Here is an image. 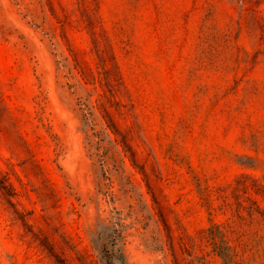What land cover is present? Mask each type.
I'll use <instances>...</instances> for the list:
<instances>
[{
	"label": "rangeland",
	"instance_id": "obj_1",
	"mask_svg": "<svg viewBox=\"0 0 264 264\" xmlns=\"http://www.w3.org/2000/svg\"><path fill=\"white\" fill-rule=\"evenodd\" d=\"M111 263L264 264V0H0V264Z\"/></svg>",
	"mask_w": 264,
	"mask_h": 264
},
{
	"label": "trees",
	"instance_id": "obj_2",
	"mask_svg": "<svg viewBox=\"0 0 264 264\" xmlns=\"http://www.w3.org/2000/svg\"><path fill=\"white\" fill-rule=\"evenodd\" d=\"M5 185V184H4ZM5 188H7V185H5ZM9 189V187H8ZM111 247H109V253L114 256L117 257V255H119V257H123V252L121 251L119 244V234L116 233V230L113 231L112 236H111ZM112 264V263H111Z\"/></svg>",
	"mask_w": 264,
	"mask_h": 264
}]
</instances>
